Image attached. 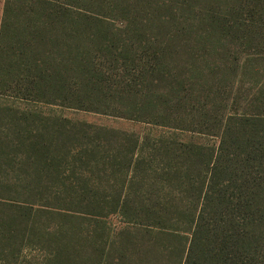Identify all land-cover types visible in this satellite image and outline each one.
I'll return each mask as SVG.
<instances>
[{"label":"rangeland","instance_id":"obj_1","mask_svg":"<svg viewBox=\"0 0 264 264\" xmlns=\"http://www.w3.org/2000/svg\"><path fill=\"white\" fill-rule=\"evenodd\" d=\"M47 1L52 39L0 0V264H183L193 220L264 264V0ZM24 43L59 91L26 95Z\"/></svg>","mask_w":264,"mask_h":264},{"label":"trees","instance_id":"obj_2","mask_svg":"<svg viewBox=\"0 0 264 264\" xmlns=\"http://www.w3.org/2000/svg\"><path fill=\"white\" fill-rule=\"evenodd\" d=\"M36 2H37L36 7L33 10H31V13L33 14L34 18L33 20H31L32 22L30 23L29 28L32 32L34 31L35 33H38L40 29H42L41 31L45 32L46 30L47 32L49 28L48 36L50 37V39H52V37L54 38L56 37V33H53V32H56V31H53L54 28H56L57 30H60L61 29L60 26H63L64 22L68 23V22L74 21L73 19L69 18L72 16V13L67 18V21L63 19H57V20L52 19L50 18L52 14L62 15L64 12L62 10L54 9L52 6H51L52 9L49 10L45 6V4L49 2L47 0H36ZM11 7H12L11 0H5V5L3 8V18H6L9 14L11 15V14L22 13V8L18 7L16 12H14V10L11 9ZM23 12H24V7H23ZM29 12L30 10L25 11V13H28V14ZM65 15L67 14L65 13ZM45 16L47 17L49 16L48 18L51 21V26L53 25L54 27L46 26V22L43 21ZM73 26L77 27V23L73 22ZM97 27H98V24H97ZM4 31H5V28L3 24L0 30V51H1L2 36H3ZM48 32L45 35L43 34V32L41 35L38 34V36H40L39 38L40 39L44 38L48 34ZM28 52L29 51L27 50L25 43L24 45L21 44L18 54L13 53L11 56V58H14L15 60L12 61L10 59V61L13 62L15 69L19 72L18 74L21 76H25L24 78L27 79V81L23 83V86L26 91V95H33V96L35 95V97H37L38 95V98H40L43 96L45 91L49 89V87L54 88L55 84L50 86L49 84L50 77L48 76H50L51 74L48 71H46V67H44L39 60H36V59L34 60V58ZM54 89L58 91L60 90V88L58 87H55ZM252 151L253 150L251 149V152ZM250 160H253L252 157H250L249 161ZM207 185L209 188L217 187L219 190V187H218L219 183H217V180L213 183L207 182ZM222 192L223 191L220 189L219 192L217 193L216 200H218L219 197H222ZM207 200H208V192L206 191L203 196V202H206ZM229 201L233 202V198H230ZM151 217L153 219H160L158 218V216H156V214L152 215ZM163 221H166L169 223V218H163ZM193 222H194V225L191 226L192 228L190 232L191 240H190L188 252H187V255L185 256L183 264H229L230 260L233 261V256L227 254L229 253L227 251V247L224 250V243H225L224 241H226V238L232 241V237L230 234H227L226 236L220 234V236H217L216 246H215L212 242H210L211 241L210 239H207L210 241H206V239H203L202 236L198 237V234L201 233L200 231H198L199 223L198 221H194V220ZM155 226L157 228L164 229L162 230V232L164 231L167 236L172 235L170 231H172L173 229L171 228L170 224L169 226H160L158 224H156ZM204 234L206 235L209 234L212 236L214 235L212 231H208ZM196 239L200 242V251L198 250L197 255H196V249H195ZM218 239H221L222 241L218 242L217 241ZM202 240L206 241L209 244H212V246L214 247L213 254L208 255L211 250H208L207 248L202 247ZM61 249H62V254L67 253V250L65 247L61 246ZM62 261L65 262L66 259H63ZM60 262H61L60 259L54 260L55 264H59Z\"/></svg>","mask_w":264,"mask_h":264}]
</instances>
